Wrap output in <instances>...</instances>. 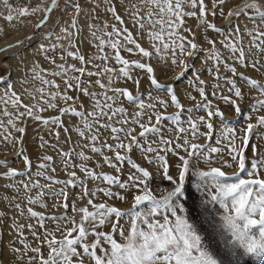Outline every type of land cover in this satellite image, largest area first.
<instances>
[{
	"label": "snow or ice",
	"instance_id": "1",
	"mask_svg": "<svg viewBox=\"0 0 264 264\" xmlns=\"http://www.w3.org/2000/svg\"><path fill=\"white\" fill-rule=\"evenodd\" d=\"M210 2L211 8H208L205 0H84L83 4L80 0H64L61 7L59 0H50V3L49 0H39L35 6L29 7L14 6L10 0H2L6 14L0 12V17L10 23L16 21L21 27L31 25L32 21L26 18L38 17L35 28H44L49 24L55 10L71 15L70 22L58 20L52 24L50 31L42 34V40H55V43L38 42L37 46V51L55 65L56 70L47 74L61 78L63 91L56 80H49L41 75L46 70L36 64L30 69L32 78L39 80L43 86L31 92L25 90L33 101L31 104L23 103L11 84L4 95L0 96L3 116L8 117L6 124L0 118V137L13 147L19 146L17 156L25 163L24 171H18L11 168L6 161L0 160V166L8 169L0 173V178L11 181L4 187L17 193L23 189L28 205L47 209L48 204L43 200L47 195L56 201L52 208L65 209L61 215L46 217L44 213L37 212L30 206L25 214L21 203L13 204L9 200L8 207L14 208L21 217L26 215L28 219L36 220V224H28L27 228L37 246L32 247L27 241L23 231L24 224H20L15 216L8 217L7 212H0V226L4 225L5 219H10L11 223L7 227L17 236L8 245V254L11 257L8 264H13V261L23 264H85V259L88 264H221L209 251L201 231L208 234L211 244L216 243L215 237L218 235L224 240L226 247H240L248 254L264 257V81L238 71V67H250L257 74L264 75V4L259 0H251L237 11L230 10L225 13L223 6L228 0ZM89 4L92 5L91 8L87 7ZM249 9L253 12L250 13ZM217 10L221 17L235 15L239 18L244 15L252 21V28L247 25L244 27L243 35L249 37L247 44L244 43L239 24H233L225 30L208 19V16L216 17ZM100 13L109 19H101ZM186 17L197 19V27L202 29V37L209 47L205 48L197 42L196 32L184 28ZM81 20L84 21L83 24L80 23ZM57 27L59 33L55 31ZM13 28L15 29V25ZM85 28L89 35L84 34ZM209 30L223 36L219 43L228 50V56H224L216 48V40L207 36ZM2 32L3 29H0V33ZM184 32L189 35H184ZM26 39L31 41L35 36ZM143 39H146L149 47L142 46L139 41ZM0 40H6V37L0 35ZM77 40L80 47H77ZM61 41H67V44H62ZM86 42L96 49L95 53L89 54L83 50ZM23 44V40H18L15 44L5 43L0 48V54L9 53L14 47L19 48ZM73 48L76 50L71 51ZM105 48L111 51L105 52ZM57 49H60L59 53ZM122 51L139 55L140 59H126L121 55ZM202 52L206 53L202 63L214 62L212 71L215 79L223 80L229 93L218 92L221 85L217 83L211 92L213 97L233 108L238 116L242 115L241 105L247 103L248 99L253 101L239 126L226 121L225 112L208 98L204 87L206 82L201 79L202 69L195 65ZM49 53L58 54L61 60L72 57L81 66L56 64L54 55L50 56ZM12 55L20 56L22 53L12 52ZM109 60H114L120 67L117 69L109 66ZM95 61L103 63L97 64ZM221 66L231 73L230 77L221 74ZM89 67L93 70H89ZM137 69L147 76L151 88L163 90L168 99L153 96L150 90L147 95L148 102L142 99L139 91L141 80L133 76V71ZM11 71L9 67L5 77H0V81L5 80ZM189 71L193 78L192 83L198 85L196 91L202 99L194 107L187 108V119L182 121L185 108L181 103L176 82L185 78ZM169 75L170 83L160 82V77ZM93 76L97 77L94 82L85 79ZM118 80L132 81L137 90L136 94L127 87H113ZM94 86L102 91L98 93L91 90ZM245 88L248 91H242ZM69 91H76L78 95L70 96ZM251 92L258 95L250 96ZM188 99L196 101V96L189 93ZM58 100L66 106L58 107ZM123 101L137 110L130 115ZM85 103L89 105L88 109H85ZM9 105L15 109L14 112L8 111ZM169 107L178 111L166 115ZM21 108L24 110L21 111ZM50 109L58 110V115L47 118L41 115ZM198 111H203L204 114L194 116L193 113ZM63 117L79 118V123L72 127L79 137L88 141L79 147L89 148L92 153L100 154L104 164L113 169L115 174L97 173L86 163L92 159L91 156L86 155L83 150L76 151L71 148L60 153V163L69 179H56L48 175L49 171H56L53 157L44 155L39 157L41 162L37 165L35 176L51 184L61 185L58 190L45 193L44 189L51 187L48 183L16 179L32 175V161L23 147L27 128L25 118L40 122L59 140L58 129L63 128L65 133L69 132V126H65ZM215 118H219L220 122L217 129H214ZM165 120L174 127H166ZM51 126H55V130ZM201 126L206 131H201ZM101 129L111 133L110 139L114 143H108L107 140L100 143ZM214 131L217 132L215 144L222 146L193 142L200 137L211 141ZM14 132L20 135H13ZM165 132L170 135H165ZM37 136L40 141L38 147L44 148L48 145L49 142L39 135V130ZM225 149L229 159L222 155ZM133 150L140 153L147 167L132 158ZM105 151L113 155H104ZM169 153L177 156L180 161L175 165L174 174L171 172ZM73 156L85 163H73ZM201 161L220 166L203 170L197 166ZM125 163L128 165V172L126 179L122 180ZM233 166L238 168L233 175L222 170L224 167L232 169ZM97 167L102 165L97 164ZM74 168H79L84 173V179L76 171L69 170ZM242 173L248 178H244ZM189 174L195 177L193 186L196 192L208 199L200 200L192 188H186ZM88 180L100 181L107 186L89 189ZM160 181L170 182L172 186L163 188ZM69 188L80 189L79 192L74 191L71 194L74 197L71 210L80 216L78 223L67 214L70 207ZM113 188L123 190L125 194L113 191ZM153 188L161 195H155ZM34 189L39 190L35 197L30 195ZM99 193L120 201H124L126 195L131 193L132 206L122 210L107 203L96 204L93 201ZM85 198L87 205L77 207V201ZM211 203L219 204L223 209L221 223H216L204 207ZM89 206L92 210H89ZM46 220L52 221V229L45 227ZM106 224L110 226V231L98 230ZM37 225L43 230L39 234L36 231ZM254 229L257 231L254 232ZM73 233L76 235L73 236ZM90 236L94 237L91 242L88 240ZM17 243L22 248L15 247ZM42 245L48 249L46 255L42 252ZM78 249H82V252ZM29 252L33 255L29 256ZM224 255L226 257L228 253L225 252Z\"/></svg>",
	"mask_w": 264,
	"mask_h": 264
},
{
	"label": "rangeland",
	"instance_id": "2",
	"mask_svg": "<svg viewBox=\"0 0 264 264\" xmlns=\"http://www.w3.org/2000/svg\"><path fill=\"white\" fill-rule=\"evenodd\" d=\"M59 2H60V6L63 7L64 0H59ZM80 2L83 3V0H80ZM250 2H251V0H234V1L228 0V3H226L223 6L224 12L227 13L230 10L235 12V11L239 10L240 8H242L245 3H250ZM259 2L264 4V0H259ZM10 3L14 6L20 5V6L33 7L37 3H39V0H26V1L10 0ZM49 3H50V0H49ZM205 3L207 4L208 8L212 7L210 0H205ZM0 12H4L6 14L2 1L0 4ZM217 12H218V14L216 17L208 16V19L210 21H213L217 25V27H219L221 29L227 30L231 25L239 24L240 29H241V33L243 35L245 25H247L248 28L253 27L252 21H250L244 15H241L239 18H237L235 15L221 17V16H219V10H217ZM249 12L252 13L253 10L249 9ZM26 19H29L32 21L31 25L28 27H21L22 28L21 32L19 31V32L15 33V35L10 40H8L6 42L8 44H15L16 41L23 40L24 44L19 48L14 47L11 50V52H9V53L0 54V77H5V74L8 71V68L10 67L9 64H7L8 63L7 61L11 60V62H13L16 59V61H15L16 64L17 63L20 64V65L18 64L19 66L16 65L15 69L13 68L11 73L6 76L5 80L0 81V88H2L4 86V89H8V85L11 84L12 89L18 95H20L22 102L25 104H31L33 101L27 95V92L25 90H27L28 92H31V91H34L35 89L42 87L43 85L41 84V82L39 80H35L32 78L33 74L30 71V69L32 67L30 65H28L29 62H26V61L30 60V57L27 58L24 56V53L27 51L34 50L36 52H33V54H32L33 57H42V59L38 58V61H39L38 64H39V66L41 65L40 68H43L46 71L41 72L40 74L44 75L49 80H52V79L56 80V82L58 84H60V90L63 91V89H64V85H63L60 77H54V76H50L47 74L49 71L56 70L55 65L49 63V61L46 60L42 54H40L37 50H35L36 47L38 46V42L44 41L41 39L42 34L50 31L52 29V24L54 22H56L58 20H60L62 22V15H61V12L59 10H55L51 14L49 24L46 25L44 28H41L39 30H37L35 28V23L37 22L38 17L37 18L28 17ZM189 19L191 21H193L192 25H190ZM194 19H195V22H194ZM194 19H192V18L187 19V17H186L185 18L186 23L184 24V28H190L191 27L190 29H192V31L196 32L197 42L202 44L205 48H207V47H209V45L207 44V41L205 39H203V37H202V29L197 27L198 21L196 18H194ZM0 23L7 26V25H14L16 23V21H12L10 23L7 20L0 17ZM57 29H58V27L55 29V31ZM133 32L135 35V31H133ZM184 35L187 36V35H189V33L184 32ZM29 36H35V39L29 41L26 39V37H29ZM207 36L210 37L211 39H214L217 41L216 48L219 49L224 54V56L229 55L228 50L223 48V46L219 43V41L223 40L222 35L217 34L213 31L209 30L207 33ZM189 38H191V37L189 36ZM243 39H244L245 44H247L249 42V37H247V35H243ZM4 46H5V43L0 44V48H3ZM77 47H80L79 40H77ZM89 47H90V45H89ZM144 47L147 48V47H149V45L148 44H147V46L144 45ZM57 50H58L57 53H59L60 49H57ZM70 50L75 51L76 49L73 48ZM83 50L85 52H89L88 49L86 48L85 44L83 45ZM12 52H19V53H22V55L13 56ZM31 53L32 52H30V54ZM48 55H50V56L54 55L55 60H56V64H60L63 62V63H66V65L75 64L76 67L81 66L80 62L74 60L72 57H66L65 60H61L59 58L58 54L49 53ZM121 55H123L126 59H129V60H138L140 58L139 55H133V54L126 53L123 51L121 52ZM205 56H206V53H203V52L200 53L199 57L195 61V65L197 68L202 69L201 79L205 80V82H206L204 87H205L206 93H208V98L210 100H212L215 105H219L220 108L225 112V120L226 121H228L229 123H234L237 126H239L240 124H242V122L244 120V114H246V111L249 109V105L253 101L251 99H248L247 103L242 104L241 105L242 115L238 116L235 113L233 108H231L230 106H226L223 103V101H220L219 99L213 97L211 95V92L213 91V86L217 83H219L221 85V89L217 90L218 92H223V94H229V93H227V91H226L227 85L224 84V81L223 80L218 81L215 79V73H214V71H212L213 66H214V62L213 61H207L206 63H202L204 61ZM40 61H42V63ZM108 64H109V66H111L113 68H117V69L120 67V65L115 64L114 60H109ZM12 67H10V68L12 69ZM203 69H208V70L204 71ZM89 70H93V69H91V67H89ZM37 71H39V68L37 69ZM177 71H179V69ZM238 71L244 72L246 75H250L251 77H254V78H257L261 81H264V75L257 74V72L255 70L251 69L250 67L247 69L244 67H238ZM220 72L222 75H227L229 77L231 76V73H228L226 71V69L222 66H221ZM12 73H14L15 76H12ZM18 75H20V76H18ZM76 75H78V73ZM133 76L135 78H139L141 80L139 91H140V93H142L141 98L145 99L146 102H148L147 95H148L149 90L152 92L153 96H159L162 99H168L166 92H164L163 90H156V89L150 87V83L147 79V76L141 70H138V69L134 70ZM15 79L17 81L14 82ZM85 79H90L91 81L94 82L97 79V77L96 76H93L91 78L85 77ZM192 79L193 78L191 75V71H189V73L186 74L185 78L176 82V88L178 90V94L180 96L181 103L184 105V108H185V111L182 113V121H185L187 119V116H188V113L186 111L187 108L194 107L195 103L200 102L202 99L200 97L199 93L196 91V87H198V85L193 84ZM237 80L239 83L238 77H237ZM16 82H17V84H16ZM160 82L165 83V84L170 83L171 82L170 75L160 77ZM25 83H27V86ZM13 84L15 86L17 85L18 88L15 87ZM21 86H22V88H21ZM113 87H122V88L127 87L129 90H131L133 92L134 95L136 94V91H137L134 84L132 83V81L118 80L113 85ZM52 90L54 91L55 89H52ZM91 90H94L98 93L100 91H102L98 86H94L93 89H91ZM242 91H248V89L245 88V89H242ZM189 93L191 95L196 96V101H191L188 99ZM109 94H111V93H109ZM68 95L76 97L78 95V93L76 91H69ZM252 95H258V93L251 92L250 96H252ZM122 100H123V98H122ZM71 103L72 102L70 101L69 104H71ZM57 104H58V107H65L66 106L62 101H59V100L57 101ZM123 105L128 109L130 115L132 112L137 110L134 106L128 105L126 101H123ZM9 108H10V110H8L9 112L15 111V109H13L11 107V105L8 106V109ZM77 108H78V105H77ZM88 108H89V105L87 103H85V109H88ZM23 110L24 109H22L21 111H23ZM160 110L163 111V109H160ZM176 111H178V110L175 109L174 107H169V109L167 110V112L165 114L170 115ZM203 114H204L203 111H198V112L193 113L194 116H199V115H203ZM41 115L45 118L54 117V116L58 115V110L50 109L48 111L42 112ZM0 118H3L5 120L4 123L7 122L6 119H8V117L3 116V114H0ZM63 119H64L65 126H69V132L65 133L63 128L58 129L60 135H59V140H57L55 138V136L53 135V132L51 130H49L48 128L43 127L40 124V122L34 121L31 118H25L27 128H26V134L24 136L23 147L26 149V154L29 156V158L32 161V175L30 177H17L16 178L17 180H23L24 182H29V180H32V181L39 180L41 184L48 183L51 185V187H50V189H44L45 193H47L49 190H58L61 187V185L51 184V182L46 181L43 178L35 176L37 165L41 162L39 157H42L44 155L52 156L53 157V167H55L56 171L54 173L49 171L48 175H52L56 179L67 180V179H69V176H68L67 172H65L63 170V167L60 163V161H61L60 153H61V151H64V152L69 151L71 148H75L76 151L83 150L86 155L91 156L92 159L87 161L86 163H87L89 168L94 169L97 173L104 172V173L115 174L113 169H111L108 165L104 164L103 157L100 154L92 153L89 150V148L79 147V145H83V144L88 143L87 140L79 137L78 134L75 132L74 127H72V126L79 123V118H77V117H63ZM106 122L107 121H104V123H106ZM153 122H154V118H153ZM164 124L166 127H174L167 120L164 121ZM219 126H220L219 118H215L214 129H217ZM51 128L53 130H55V126H51ZM37 130H39V135L43 136L44 139L49 142L48 145H46L44 148L38 147V145L40 144V141H39L38 136H37ZM9 131H12V129L9 128ZM138 131H139V129H137V132ZM201 131H206V129H204L203 126H201ZM101 132H102V136H101L100 143H103L105 140H107L108 143H114V141H112L110 139V136H111L110 132H106L103 129H101ZM30 133H32V136L30 135ZM13 135L19 136L20 134L14 132ZM165 135H170V134L165 132ZM216 136H217V132L214 131L213 138L211 141L207 140L206 137H200L198 140H195L193 142L201 144V145H204L206 143H210L213 146H222V145H216L215 144ZM30 137H31V140H30ZM68 137H71V138L68 139ZM181 142H182V140H181ZM33 145L37 146V147H35V149H33L32 148ZM97 146H99V145H97ZM30 148H32V149H30ZM18 151H19V146L13 147L12 144L5 142L3 140V138L0 137V160L6 161L10 165L11 168H15L18 171H24L25 163H24L22 158L17 156ZM180 154L184 155L183 152H181ZM104 155L112 156L113 153L105 151ZM213 155L215 156L217 154H213ZM222 155L224 156L225 159H229L227 157V150L226 149ZM132 158L134 160H136L138 163H141L142 166H145V167L148 166L145 163V161L142 160L141 155L137 150H133ZM168 159H169L170 165L172 166L171 172L174 174L176 171L175 165L180 163V161H179L177 156H174L171 153L168 154ZM73 163L78 165L80 163H85V162L81 161V160L77 159L75 156H73ZM97 164L102 165V167H97ZM213 164L216 165V163H213ZM197 166L203 170H208L212 166V164H205V163H203V161H201ZM218 166H220V165L217 164V167ZM7 170H8L7 168L0 166V173L6 172ZM69 170L70 171H72V170L76 171L77 175L81 179H84V173L80 172L79 168H74V169H69ZM223 170H225L228 173V175H233L236 171H238V168H236L235 166H233L232 169H228L227 167H224ZM127 172H128V165L125 163L124 168L122 169V173H124L125 175H122V177H121L122 180L126 179V173ZM241 175L244 178H248L245 173H242ZM262 178H264V172H262ZM194 182H195V177H193V176H191V174H189V176L186 179V188H192V191L196 192V189L193 186ZM10 183H11V181L0 178V212H7L8 217L15 216L18 219V222L20 224H24L25 228L23 231H24V235L27 237V241L31 244L32 247H36L37 242L35 241V239L33 238V236L31 235L30 231L27 228L28 224H36V220L35 219H28L26 215L24 217H21L19 215V213L14 208L8 207L9 200H11L13 204L21 203L22 208L25 211V214H27V208L30 206L33 207V210H35L37 212L44 213L46 217L48 215H61L65 212V209L62 207H58L55 209L52 208V204L56 201L53 198H49V196H47V195H45L43 197L44 202L48 204L47 209L40 207L38 205H36V206L28 205L27 202L25 201V198H24L23 189H21V191L19 193H17L13 189L4 187L5 185L10 184ZM160 185L163 188H170L172 186L171 183L167 182V181H160ZM97 186L106 187L107 185L100 182V181H93V180L87 181V187L89 189H93ZM68 191L70 194L69 195V201H68L70 207L67 210V214L70 217H74L78 223L80 220V216L74 214L71 210V202L74 198L71 194L74 191L79 192L80 189L79 188H77V189L69 188ZM113 191H120L122 195L125 194L123 190H120L118 188H113ZM38 192H39L38 189H34L30 193V195L35 197L38 194ZM153 192L157 196L161 195V193L157 192L155 190V188H153ZM137 194H139V193H137ZM196 196L200 200L208 199L207 196L201 197V194L199 192H196ZM186 197H187V193L185 195V198ZM93 202L96 204L107 203L110 205L120 207L122 210H127V209L131 208V206H132V194L128 193L126 195V199L124 201H120V200L115 199V198L109 199L108 197H105L103 195V193H99L97 198ZM85 205H87V199L86 198L82 201H77L76 206L77 207H83ZM204 207L207 209L209 216L213 220H215L216 223H221L220 216L223 213V209L220 208L219 204L211 203V204L205 205ZM89 210H92L91 206H89ZM197 219H199V218H197ZM10 223H11L10 219H5L4 225L0 226V261H3V264H8V261L11 259V257L8 254L9 242L17 239L16 233L14 231H12V229L7 227V225ZM121 223H123V220L121 221ZM45 227L48 229H52L53 228L52 221L46 220ZM69 227H71V225H69ZM204 227L206 228L207 225L205 224ZM98 230H103L105 232H108V231H110V226L106 224L102 229H98ZM125 230H127V225H125ZM36 231L39 234L43 230L37 225ZM253 231L256 232L257 230L254 229ZM200 234L202 236H204V242H205V244H207L209 251H211L213 253V255L216 256V258L221 261V264H264V257H257L254 254H248L245 252V250L243 248H240V247L233 248L230 245L226 247L224 240H222L218 235L215 237L216 243L211 244V243H209L208 234L206 232L201 231ZM75 235H76V233H73V236H75ZM93 239H94V237H91V236L88 238L89 242H91ZM116 239L119 242V236L118 235L116 236ZM15 247H21L22 248V245L17 243V244H15ZM41 247H42V252L46 255L47 251H48L47 247L44 245H42ZM78 251L82 252V249H78ZM97 251L99 254V250H97ZM225 252L228 253V255L226 257L224 255ZM28 255L31 256V255H33V253L29 252ZM13 264H23V262L13 261ZM85 264H88L87 259H85Z\"/></svg>",
	"mask_w": 264,
	"mask_h": 264
},
{
	"label": "bare ground",
	"instance_id": "3",
	"mask_svg": "<svg viewBox=\"0 0 264 264\" xmlns=\"http://www.w3.org/2000/svg\"><path fill=\"white\" fill-rule=\"evenodd\" d=\"M1 1L2 0H0V4H1ZM22 1H26V0H22ZM234 1V0H233ZM83 2H84V0H83ZM231 3V2H230ZM236 3V2H235ZM83 4V3H82ZM87 7L88 8H91L92 7V5L91 4H89V5H87ZM117 7L119 8V5H117ZM98 12H99V10H98ZM121 14H123V12H121ZM61 15H62V22L63 21H68V22H70V20H71V15L70 14H64V13H62L61 12ZM100 16H101V19H109V17H107V16H104L103 15V13H100ZM188 19V18H187ZM192 19H194V18H192ZM190 20V19H189ZM188 20V21H189ZM109 22H111L110 20H109ZM126 22H127V19H126ZM194 22H195V19H194ZM258 23H259V21H257ZM80 23L81 24H83L84 23V21L83 20H81L80 21ZM94 23H96V21H94ZM186 23V22H185ZM189 23H190V25H192L193 24V21H189ZM15 25V29L13 28V25H3V24H1L0 23V29H3V32L2 33H0V35H3V36H5L6 37V40H0V44H3V43H6L8 40H10L14 35H15V33H17V32H21V30H22V28H21V26L19 25V24H17V23H15L14 24ZM189 25V24H188ZM186 26V25H185ZM129 27H131L130 25H129ZM191 28V27H190ZM109 31H111V29L109 28L108 29ZM133 31H135V30H133ZM56 32L57 33H59V27H58V29L56 30ZM84 34L85 35H89L88 33H87V29L85 28V30H84ZM105 39H107V37H105ZM143 46L144 45H146L147 46V41H146V39H143V40H141V41H139ZM42 43H45V44H49V43H55V40H52V41H49V40H44ZM60 43H62V44H67V41H61ZM89 45L90 44H88L87 42L85 43V46H86V48L88 49V53H90V54H92L93 52L95 53V51H96V49L93 47L92 48V45H90V47H89ZM35 50H37V47H36V49ZM58 51V50H57ZM111 50L110 49H108V48H105V52H110ZM30 52H32L31 54H30ZM33 52H36V51H34V50H30V51H27V52H25L24 53V56L25 57H30V60H28V61H26V62H29V64L28 65H30L31 67H33L34 65H36V64H38V58L40 59H42V57H33ZM23 56V57H24ZM136 57V56H135ZM21 59V58H20ZM24 59V58H23ZM140 59V58H139ZM25 60V59H24ZM27 60V59H26ZM7 61V60H6ZM15 61H16V59H15ZM15 61H13V62H11V60L10 61H7L8 63L7 64H9V66L10 67H12V70H13V68L15 69L16 68V65H18L19 63H17L16 64V62ZM19 61V60H18ZM41 63H42V61H40ZM63 63V62H62ZM95 63H97V64H102L103 62L102 61H95ZM20 65V64H19ZM27 65V64H26ZM39 65V64H38ZM41 66V65H40ZM18 67V66H17ZM29 67V66H28ZM18 70V69H17ZM16 71V70H15ZM18 72V71H17ZM22 72V71H21ZM28 72V71H27ZM22 74V73H21ZM12 76H15L14 75V73H12ZM18 76H20V75H18ZM23 76V75H22ZM24 77V76H23ZM22 77V78H23ZM104 79V81H105V83L107 82V80H106V77H104L103 78ZM15 81H17L16 79L14 80V82ZM20 82V81H19ZM23 83V82H22ZM16 84H17V82H16ZM26 84V86H27V83H25ZM14 85V84H13ZM15 86V85H14ZM25 86V85H24ZM15 87H17V85L15 86ZM18 88V87H17ZM16 88V89H17ZM21 88H22V86H21ZM28 88V87H27ZM5 90H7V89H4V86L2 87V88H0V96H3L4 95V92H5ZM71 93V92H70ZM23 108H21V110H22ZM8 110H10V108L8 109ZM0 114H3V108H2V102H0ZM3 119V118H2ZM4 120V119H3ZM7 120V119H6ZM27 120V119H26ZM5 121V120H4ZM5 123H7V122H5ZM33 133V132H32ZM32 133H30V135L32 136ZM29 140V139H28ZM30 140H31V137H30ZM29 140V141H30ZM6 144V143H5ZM37 145V144H36ZM35 147H37V146H32V148L33 149H35ZM28 148V147H27ZM32 148H30V149H32ZM29 149V150H30ZM31 151V150H30ZM29 151V152H30ZM31 153V152H30ZM211 167H217V164L216 165H214V164H212V166ZM223 170V169H222ZM223 171H225V170H223ZM226 172V171H225ZM227 173V172H226ZM228 174V173H227Z\"/></svg>",
	"mask_w": 264,
	"mask_h": 264
}]
</instances>
